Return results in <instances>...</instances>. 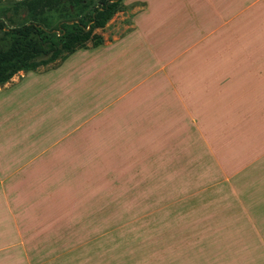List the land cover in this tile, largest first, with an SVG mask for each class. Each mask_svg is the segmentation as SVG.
I'll list each match as a JSON object with an SVG mask.
<instances>
[{
	"label": "rangeland",
	"instance_id": "obj_1",
	"mask_svg": "<svg viewBox=\"0 0 264 264\" xmlns=\"http://www.w3.org/2000/svg\"><path fill=\"white\" fill-rule=\"evenodd\" d=\"M23 1L0 0V19L7 28L32 20ZM70 12L77 15L75 9ZM145 12L162 20L152 23L148 34L140 23ZM61 14H46L51 27ZM95 33L102 37L100 43L89 41L36 70L45 74L15 75L6 83L11 92L0 95V161L26 158L34 151H20L19 144H49L62 137L61 129L74 128L41 156L42 172L35 183L43 193L63 192L56 194L61 199L58 214L52 215L58 225H0V264L32 263V256L18 245L20 239L28 254L42 251L37 257L41 263L48 258L43 264H264V230L256 225L183 229L194 225L193 194L209 187L202 179L210 169L218 185L207 196L228 190L229 184L207 156L186 165L177 160L165 165L150 155L137 162L144 158L146 145L139 140L141 134H131L123 117L130 111L137 117L138 108L145 113L141 101L147 96L180 93L181 79L193 83L203 78L207 84L214 79L227 83L224 87L234 94L254 89L263 97L264 0H123L120 11ZM255 102L264 107V100ZM43 128L47 133L38 134ZM183 151L171 144L160 152L163 157ZM57 158L60 162L54 163ZM242 178L233 183L239 193ZM229 211L220 214L222 219L231 216ZM248 231L246 246L242 239ZM200 237L201 242H194ZM91 239L104 240L103 245L89 246ZM86 247L109 252L104 257L63 255Z\"/></svg>",
	"mask_w": 264,
	"mask_h": 264
},
{
	"label": "crops",
	"instance_id": "obj_2",
	"mask_svg": "<svg viewBox=\"0 0 264 264\" xmlns=\"http://www.w3.org/2000/svg\"><path fill=\"white\" fill-rule=\"evenodd\" d=\"M143 16L145 18L142 17L140 23L142 21L145 23L147 34L152 29V23L162 21L157 16H153L151 12H145ZM133 26L136 27V25ZM19 73L25 74L26 72ZM33 73L45 74L36 71ZM25 80H21L17 87ZM182 81V79L179 80V87L182 88H179L180 93L147 96L141 101L146 103L145 113H140L141 108H138L140 112L137 113V117L132 111H130V116H123L128 119L131 134H141L142 138L139 140L146 145L144 158H136L137 162L149 160L150 155L151 159L161 158L165 165H168L167 162L173 164L176 160L179 164L186 165V161L190 159L201 162V159L207 156L210 165L216 166L222 181L229 184V189L221 188L216 194L207 196V192L218 185L215 176L210 175L212 172L210 169V172L206 173L202 179L210 182L209 187L202 188L199 193L193 194L195 197L194 225H186L183 229L192 230L195 226V229L222 230L223 228L218 225H250L252 227L256 225L264 230V107L255 102L264 100V96L262 97L260 90L254 91V89L234 94L235 91L232 88L224 87L228 85L227 83L219 81L217 83L214 79L208 80L213 81L211 84H207L206 79L203 78L193 80V83L186 82V79L184 83ZM4 86V89L0 88V95L11 92L6 90V84ZM254 97L255 101H253ZM73 131L74 128L67 130L65 127V131L61 129L62 137L56 138L49 144L39 143L40 145H34V147L19 144L20 151L32 150L36 153L28 154L26 158L18 155L13 159L4 158L0 161V225H58L57 217L53 221L52 215L58 214L57 204L61 199L57 198L56 194L63 192L59 190L55 195L43 193L35 189V183L42 172L43 164L39 162L41 156L53 149L59 141ZM45 133L47 130L44 128L38 131L40 135ZM171 144H179V148L184 151L176 155L167 152L165 155L167 157H161L163 154L160 151L169 150ZM66 159L62 158L63 161ZM58 162L60 161L57 158L54 163ZM240 175H243V178L239 193L236 184L233 183ZM229 196L232 197L231 202L228 201ZM233 198H235V205H233ZM69 201L74 208V199H70L69 196ZM225 210L236 211H229L231 216H225L222 219L220 214ZM3 229L4 227H0V239L4 235ZM243 236H248L247 239H242V244L246 242L248 246L250 232L248 231L247 235L243 232ZM10 239L9 241L12 242L13 240ZM193 240L188 242L191 243ZM101 242L104 240L91 239L86 243L89 246L103 245ZM194 242H201V237L196 238ZM9 244L12 245V243ZM20 244L23 246L24 254L32 256L33 261L30 264L47 262L48 258L41 263L37 257L42 251L32 249L31 254H28L25 243L21 239L18 245ZM50 245L62 244L51 243ZM79 246L82 247L84 244H79ZM246 251L248 252L247 249ZM259 251L260 249L257 250L258 253ZM47 252L51 257V248ZM72 252H79L84 256L91 254L89 256L104 257L109 251L86 247L65 250L63 255L72 254ZM262 253L264 258V250ZM57 257L55 250L54 259Z\"/></svg>",
	"mask_w": 264,
	"mask_h": 264
},
{
	"label": "trees",
	"instance_id": "obj_3",
	"mask_svg": "<svg viewBox=\"0 0 264 264\" xmlns=\"http://www.w3.org/2000/svg\"><path fill=\"white\" fill-rule=\"evenodd\" d=\"M123 0H25L32 20L7 28L0 19V85L21 71H36L65 53L85 48L89 41L100 43L95 33L104 29L120 11ZM76 10L75 16L70 12ZM63 12L58 23L50 26L48 12Z\"/></svg>",
	"mask_w": 264,
	"mask_h": 264
}]
</instances>
